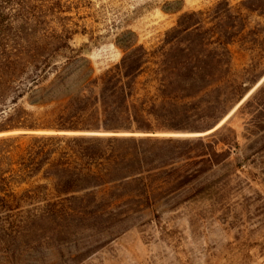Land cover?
Wrapping results in <instances>:
<instances>
[{
    "label": "trees",
    "instance_id": "obj_1",
    "mask_svg": "<svg viewBox=\"0 0 264 264\" xmlns=\"http://www.w3.org/2000/svg\"><path fill=\"white\" fill-rule=\"evenodd\" d=\"M253 1L226 5L205 36L199 20L151 47L134 33L117 35L124 55L97 76L76 64L104 36L73 49L75 33L65 25L0 16V107L10 94L20 99L46 82L53 88L33 104H55L47 122L0 138V209L128 217L176 208L198 178L230 159L233 136L218 139L225 126L202 137L156 134L213 130L244 98L248 87L232 77L231 49L257 35L247 32L249 17H264V0ZM200 15L185 14L178 26Z\"/></svg>",
    "mask_w": 264,
    "mask_h": 264
},
{
    "label": "rangeland",
    "instance_id": "obj_2",
    "mask_svg": "<svg viewBox=\"0 0 264 264\" xmlns=\"http://www.w3.org/2000/svg\"><path fill=\"white\" fill-rule=\"evenodd\" d=\"M245 1L32 0L0 2V16L38 18L53 29L65 25L75 33L73 49L87 43L90 35L104 36L99 45L84 48L76 64H89L97 76L124 55L115 36L134 33L151 47L175 28L199 21L205 36L226 5L235 10ZM192 13L202 15L178 26L181 16ZM249 19L247 32L257 35L231 49L232 77L248 87L244 98L215 131L156 134L202 137L225 126L218 139L232 142L233 136L228 161L198 178L176 208L162 212L116 217L0 209V264H264V17ZM50 83L23 98L10 94L4 99L8 107H0V138L25 132L20 126L51 119L55 104H33L50 93Z\"/></svg>",
    "mask_w": 264,
    "mask_h": 264
},
{
    "label": "water",
    "instance_id": "obj_3",
    "mask_svg": "<svg viewBox=\"0 0 264 264\" xmlns=\"http://www.w3.org/2000/svg\"><path fill=\"white\" fill-rule=\"evenodd\" d=\"M220 127V126H219ZM216 129H218V127H215L212 131H215Z\"/></svg>",
    "mask_w": 264,
    "mask_h": 264
},
{
    "label": "bare ground",
    "instance_id": "obj_4",
    "mask_svg": "<svg viewBox=\"0 0 264 264\" xmlns=\"http://www.w3.org/2000/svg\"><path fill=\"white\" fill-rule=\"evenodd\" d=\"M263 80H264V78L262 79V81H263ZM262 81H261V82H262ZM261 82H260V83H261ZM249 94H250V93H249Z\"/></svg>",
    "mask_w": 264,
    "mask_h": 264
}]
</instances>
